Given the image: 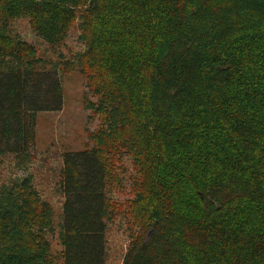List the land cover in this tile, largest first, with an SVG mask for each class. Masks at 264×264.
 <instances>
[{
	"label": "trees",
	"instance_id": "16d2710c",
	"mask_svg": "<svg viewBox=\"0 0 264 264\" xmlns=\"http://www.w3.org/2000/svg\"><path fill=\"white\" fill-rule=\"evenodd\" d=\"M23 18L55 47L77 25L86 50L44 61ZM77 69L99 126L64 157V215L32 177L3 185L0 264H108L120 218L122 264H264V0H0V157L31 160Z\"/></svg>",
	"mask_w": 264,
	"mask_h": 264
},
{
	"label": "rangeland",
	"instance_id": "374dc122",
	"mask_svg": "<svg viewBox=\"0 0 264 264\" xmlns=\"http://www.w3.org/2000/svg\"><path fill=\"white\" fill-rule=\"evenodd\" d=\"M10 28L13 34L34 45L44 61H52L57 65L72 60L86 50L80 41L77 25L60 47L51 46L38 37L26 18L13 20ZM50 68L48 66L46 69ZM59 74L64 93L63 108L58 112L39 113L35 117L36 145L32 148L31 160L19 166V159L12 153L0 157V188L16 180L32 177L43 198L52 205L56 225L64 215L65 198L59 186L64 157L66 154L86 150L89 133L99 126L96 115L84 106L86 99L96 102L97 98L87 88L86 80L79 69L72 74ZM112 196L123 203L129 198L127 187L112 193ZM129 232L126 221L122 218L110 224L107 232L108 264L123 263L129 248ZM54 243L55 249L60 250L57 242Z\"/></svg>",
	"mask_w": 264,
	"mask_h": 264
}]
</instances>
